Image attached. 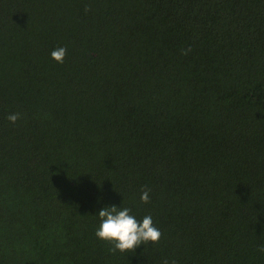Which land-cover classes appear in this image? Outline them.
Here are the masks:
<instances>
[{"label":"trees","instance_id":"trees-1","mask_svg":"<svg viewBox=\"0 0 264 264\" xmlns=\"http://www.w3.org/2000/svg\"><path fill=\"white\" fill-rule=\"evenodd\" d=\"M112 205L159 243L112 254ZM261 245L264 0H0V264H264Z\"/></svg>","mask_w":264,"mask_h":264},{"label":"clouds","instance_id":"clouds-1","mask_svg":"<svg viewBox=\"0 0 264 264\" xmlns=\"http://www.w3.org/2000/svg\"><path fill=\"white\" fill-rule=\"evenodd\" d=\"M85 12L90 11V6H85ZM185 50L182 54H187ZM67 55V48L60 46L51 53V59L57 64H63ZM6 119L9 123L15 125L20 119L19 112L9 113ZM151 189L145 185L140 190V203L150 202ZM97 217L99 219L98 227L94 231V236L110 245L109 251L112 254L117 252H132L140 245L159 243L162 232L154 225L151 215H145L142 220H137L131 214L129 207H117L115 205L102 208ZM264 253V245L258 249ZM162 264H169L168 259H164ZM175 264V261H172Z\"/></svg>","mask_w":264,"mask_h":264}]
</instances>
